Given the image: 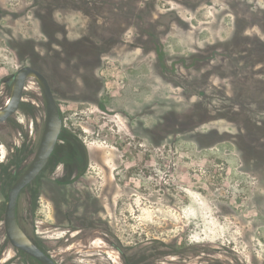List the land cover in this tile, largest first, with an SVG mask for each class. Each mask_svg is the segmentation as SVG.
I'll return each instance as SVG.
<instances>
[{
    "label": "rangeland",
    "instance_id": "374dc122",
    "mask_svg": "<svg viewBox=\"0 0 264 264\" xmlns=\"http://www.w3.org/2000/svg\"><path fill=\"white\" fill-rule=\"evenodd\" d=\"M187 1L200 5L158 0L138 19L123 7L132 0H0V109L6 80L29 65L64 121L18 203L29 237L60 264H121L123 250L147 264H264V0ZM166 8L187 25L158 23ZM45 120L30 79L0 124V264H33L4 215ZM71 149L88 160L82 179L67 177Z\"/></svg>",
    "mask_w": 264,
    "mask_h": 264
},
{
    "label": "water",
    "instance_id": "95a60500",
    "mask_svg": "<svg viewBox=\"0 0 264 264\" xmlns=\"http://www.w3.org/2000/svg\"><path fill=\"white\" fill-rule=\"evenodd\" d=\"M30 79L38 83L46 106V120L36 154L10 188L4 215V228L9 243L39 264H57L29 237L18 219V203L22 192L32 185L50 163L63 132L61 110L48 78L32 66L20 68L12 78L11 94L0 109V124L7 122L19 110Z\"/></svg>",
    "mask_w": 264,
    "mask_h": 264
},
{
    "label": "flooded vegetation",
    "instance_id": "af4514ba",
    "mask_svg": "<svg viewBox=\"0 0 264 264\" xmlns=\"http://www.w3.org/2000/svg\"><path fill=\"white\" fill-rule=\"evenodd\" d=\"M128 1V0H126ZM131 1V0H129ZM133 2L131 4H123V7L124 8H127L128 7H132L133 8V16L134 18H140L142 12H146V13H149L148 11H146L145 9L146 8H150V14H146L147 16L149 17H152V16H155V10L156 8H159V5L157 4V1L158 0H132ZM163 1H171V2H174L176 4H180L182 5L183 7H186L187 9L189 8L192 12H195L196 9L198 8V6L200 4H198V6H191L190 5V2H178V0H163ZM191 3H194V2H191ZM142 9H144L142 11ZM157 18L156 21L160 24H163L166 29L168 28H172L173 24L175 23H183L185 25H187L186 23V20L183 19L180 15V11L177 10L176 8H166L164 10V12L160 13V14H157ZM44 74V73H43ZM45 75V74H44ZM46 76V75H45ZM47 77V76H46ZM12 78L13 76L11 77V80H6V84L7 85H10L12 83ZM48 78V77H47ZM49 80V78H48ZM50 82V80H49ZM51 84V83H50ZM52 86V85H51ZM53 89V88H52ZM54 94H55V91L53 90ZM56 151V150H55ZM55 153V152H54ZM88 162V160H84L83 161V164L82 165H79L78 163H75L74 165V171H72V174L73 176H71L72 174L68 175L67 177H70L72 179H82L84 177V172H85V166L87 165L86 163ZM86 164V165H85ZM48 167V166H47ZM47 167L45 168V170L40 174V176L38 177V179L33 183L35 184L40 178L41 176H43L44 172L46 171ZM82 167V168H81ZM71 179V180H72ZM71 180H67L63 182V180H61V182L63 183H69ZM92 201V199H91ZM95 201V200H94ZM97 202H94V205L97 206ZM23 229L25 230V232L27 233V230H26V227H23ZM28 234V233H27ZM38 245V244H37ZM38 247H40L38 245ZM41 248V247H40ZM42 249V248H41ZM47 255H49V253L42 249ZM20 251V250H19ZM23 253V252H22ZM24 256H26L27 259H30L32 261L33 264H39L38 261H36L35 259L29 257L28 255H26L25 253H23ZM57 264H60L58 262V260H56L54 257H52L51 255H49ZM20 264H26V263H20ZM121 264H147V261L146 260H136V257L135 255H128L126 254V252L123 250L122 252V256H121Z\"/></svg>",
    "mask_w": 264,
    "mask_h": 264
},
{
    "label": "trees",
    "instance_id": "16d2710c",
    "mask_svg": "<svg viewBox=\"0 0 264 264\" xmlns=\"http://www.w3.org/2000/svg\"><path fill=\"white\" fill-rule=\"evenodd\" d=\"M69 156H70V160L72 161V163H78L79 165H82L83 164V161L84 160L82 158L77 159L78 158L77 157V153L73 149H71V152H70V155ZM16 161L18 162V164L20 166L22 164V162H23V159L21 158V156H17L16 157ZM72 171H74L73 168L71 170V174H72ZM53 184H54V186H57V187L62 188V189H65L67 187V185H68V184H65V183L61 182V180H58L56 182H53ZM63 191H65V190H63ZM18 219H19V215H18ZM19 222H20V219H19ZM20 224H21L22 228L25 227V225L22 222H20ZM42 249H44V248H42ZM19 253H20L21 257L25 258V260L27 259L26 256H24V254L21 251H19Z\"/></svg>",
    "mask_w": 264,
    "mask_h": 264
}]
</instances>
